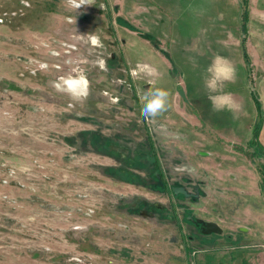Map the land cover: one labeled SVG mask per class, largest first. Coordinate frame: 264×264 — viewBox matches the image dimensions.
<instances>
[{
	"label": "rangeland",
	"instance_id": "1",
	"mask_svg": "<svg viewBox=\"0 0 264 264\" xmlns=\"http://www.w3.org/2000/svg\"><path fill=\"white\" fill-rule=\"evenodd\" d=\"M211 1L199 15L185 0H93L78 13L65 0H0V264H197L199 252L240 244L223 188L230 174L243 187L241 169L264 202V0L254 15L250 0ZM239 39L257 61L241 57ZM212 51L235 70L214 89ZM143 64L153 74L133 75ZM81 77L77 98L65 81ZM156 87L169 108L148 122L139 97ZM213 98L234 106L215 110ZM161 177L199 198L175 207L176 224L126 215L134 198L166 202ZM243 209L237 218L264 226V204L255 216ZM191 216L223 231L197 236Z\"/></svg>",
	"mask_w": 264,
	"mask_h": 264
},
{
	"label": "crops",
	"instance_id": "2",
	"mask_svg": "<svg viewBox=\"0 0 264 264\" xmlns=\"http://www.w3.org/2000/svg\"><path fill=\"white\" fill-rule=\"evenodd\" d=\"M208 1L210 3V6H213V2L211 0H204V8H201L198 6L197 0H191L190 2L189 0H185V6H189L192 3L193 4L191 5L192 9H195V10L198 9V13L200 15L204 9L209 8ZM255 1L256 0H250L249 3H246V9L249 15H254L252 7ZM248 5H249V8H248ZM195 13H197V10L195 11ZM256 19L257 21L261 22L262 19H264V16L263 17L257 16ZM238 43H239V49L241 51V57L242 55L245 56L246 62H248L250 58H251V61H257L258 50H257V47L254 44H252L250 40H247V42L245 43V40L239 39ZM229 47H234V46L231 43L229 44ZM200 52L201 50H195V51H192V54L194 56L195 55L197 56ZM214 52L215 51H212L211 53H209V57H208L210 58V63L208 64L209 67H211L214 70L215 68H218V67L221 68V67H225L226 65H230V64H227V62L223 60L222 57L211 56L212 53L214 54ZM241 73L243 75L244 72L242 71ZM251 99H252L251 100L252 104L254 106V110H256L257 106L261 110L259 100L258 99L254 100L252 96H251ZM224 101H225V97L222 100L220 99L221 103ZM229 102L230 101H228V103ZM233 106L234 104L232 105V107ZM199 155H201L200 157L206 158V156L209 157L210 155H214V154L212 152H208V153L200 152ZM154 162L156 163V168H155L154 173H156V175L158 176L159 174H161V171L159 170L158 162H156L155 160ZM239 174L240 176L243 177L240 179V184L243 187L239 188V186H237L239 189L232 187V186H235V182H236L235 179H237V177L231 176L232 174H230L229 176L230 186L227 188V185H224L223 183L224 185L223 192H225L224 194H226L224 196L225 199L223 198V201H226L224 203H226V205H229L228 208L230 209L229 211L231 212V213L227 212V209L224 210L225 212L224 215L230 218V219L228 218V221L233 222L234 224L235 223L240 224V226L236 227L237 230L238 229L241 230L239 231L240 233L239 238L241 240L240 244L237 247H231L232 249L228 248L225 251L219 250V253H217L216 255L215 254L212 255L208 251L199 252L198 254H201V253L203 254L201 256L202 257L201 261H197V264H264V226L259 227L257 221L253 219L247 218L245 221L243 218L241 219V217L237 218L235 216L237 212L240 214V211L238 210V208H244L242 212L243 216H247L249 214H251L252 216H255L256 214H258L257 208L262 207L264 202L261 198L260 191L258 189H255L253 187V184L249 183L250 178L248 177V173L240 169ZM160 180H162V177L161 179H158L159 182ZM163 181L160 182L161 189L164 188L161 192L169 195L168 183L165 180ZM214 182L216 185L220 184L216 180ZM215 190H218V186H216ZM256 190L257 192H255ZM214 197L216 198L217 196L214 195ZM224 207H226L225 204H224ZM259 215L261 214L259 213ZM134 218L136 217L134 216ZM262 220L264 221V218ZM222 231L223 230H221V232ZM236 237L237 236L232 237L231 239L236 240ZM216 249H218V247H216ZM215 251L216 250H214V253H216Z\"/></svg>",
	"mask_w": 264,
	"mask_h": 264
},
{
	"label": "clouds",
	"instance_id": "3",
	"mask_svg": "<svg viewBox=\"0 0 264 264\" xmlns=\"http://www.w3.org/2000/svg\"><path fill=\"white\" fill-rule=\"evenodd\" d=\"M66 6L78 13L79 9L84 7L92 6L93 0H65ZM68 23H75V20L72 17H68ZM92 43L99 45V38L93 36L91 38ZM101 67H104L102 64ZM212 72L211 79L207 82V86L210 89L215 88V83L219 79H233L234 68L231 66L221 67L210 69ZM143 72L145 75L151 76L154 72V69L151 66L143 64L137 65L136 70H134L133 75H137ZM80 87L77 89L76 84H73L71 89H68L70 94L75 95L77 98L87 95V81L82 77L79 80ZM169 95L170 93L163 88H153L150 91L140 95L139 99L141 102L140 115L144 118L145 121L154 122L157 117L163 115L168 111L169 108ZM227 106L229 110H232L231 104H218L213 98V107L215 110H219L221 107Z\"/></svg>",
	"mask_w": 264,
	"mask_h": 264
},
{
	"label": "flooded vegetation",
	"instance_id": "4",
	"mask_svg": "<svg viewBox=\"0 0 264 264\" xmlns=\"http://www.w3.org/2000/svg\"><path fill=\"white\" fill-rule=\"evenodd\" d=\"M99 154V153H98ZM112 169V168H111ZM113 172H115V169H113ZM174 187H182L186 196L183 197L179 194H175L176 196H180L179 199H177L174 194L170 193L171 188H169V195L170 198L167 194L161 192V191H155L156 194L159 195V197H166V202L164 204H160L158 202L150 203L145 199L137 198L133 199V201H129L130 203L126 204L125 206L122 207V210L124 213L128 216L131 217H136V218H143L145 222H149L150 224H154L156 226H162L163 224L167 223H175L176 218H175V207L181 206V204L186 205V203H194L197 201V198H199V193L197 198H193L192 196L194 195L193 193V188L189 189L187 186H185L183 183H176ZM183 209L186 211V209ZM185 222H187L188 226L192 228L194 233L197 236L200 235V224H196V218L194 217H185ZM176 224V223H175ZM177 232L180 231V227H176Z\"/></svg>",
	"mask_w": 264,
	"mask_h": 264
},
{
	"label": "water",
	"instance_id": "5",
	"mask_svg": "<svg viewBox=\"0 0 264 264\" xmlns=\"http://www.w3.org/2000/svg\"><path fill=\"white\" fill-rule=\"evenodd\" d=\"M171 193L174 195L179 194L183 197L186 196L182 187H177V188L172 187ZM193 193H194V195L192 197L197 198L198 197V190L196 188H193ZM196 224H200V234L201 235L220 234L221 233V229L219 228V226L216 223H213V222L202 223L201 221L196 220Z\"/></svg>",
	"mask_w": 264,
	"mask_h": 264
},
{
	"label": "trees",
	"instance_id": "6",
	"mask_svg": "<svg viewBox=\"0 0 264 264\" xmlns=\"http://www.w3.org/2000/svg\"><path fill=\"white\" fill-rule=\"evenodd\" d=\"M243 57H245V56H243ZM256 114L257 115H260V109H259V107L257 106L256 107ZM256 134H257V132H256V130H255V132H254V135H255V138H256ZM109 173H112V174H114V172H113V170H110L109 169ZM125 177H124V181L125 180H129V181H132V179H134L132 176H129V175H124ZM135 180V179H134ZM161 182V181H160ZM160 182L158 181V179H157V184H159L160 185ZM136 185H140V184H137V182L135 183ZM164 188H162V190H163Z\"/></svg>",
	"mask_w": 264,
	"mask_h": 264
},
{
	"label": "bare ground",
	"instance_id": "7",
	"mask_svg": "<svg viewBox=\"0 0 264 264\" xmlns=\"http://www.w3.org/2000/svg\"><path fill=\"white\" fill-rule=\"evenodd\" d=\"M74 83L76 84V86L80 87L78 81H73V80L65 81V85L68 86L69 88H72Z\"/></svg>",
	"mask_w": 264,
	"mask_h": 264
}]
</instances>
